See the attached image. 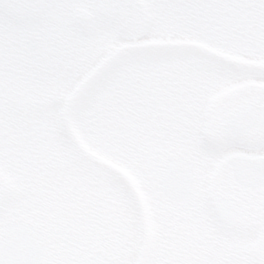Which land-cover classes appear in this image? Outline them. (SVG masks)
Instances as JSON below:
<instances>
[{
  "label": "snow or ice",
  "instance_id": "snow-or-ice-1",
  "mask_svg": "<svg viewBox=\"0 0 264 264\" xmlns=\"http://www.w3.org/2000/svg\"><path fill=\"white\" fill-rule=\"evenodd\" d=\"M0 264H264V0H0Z\"/></svg>",
  "mask_w": 264,
  "mask_h": 264
}]
</instances>
